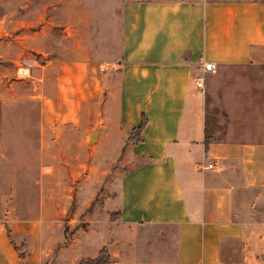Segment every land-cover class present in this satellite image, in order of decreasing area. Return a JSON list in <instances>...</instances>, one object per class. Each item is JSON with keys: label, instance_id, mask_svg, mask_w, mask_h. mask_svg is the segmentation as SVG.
I'll use <instances>...</instances> for the list:
<instances>
[{"label": "crops", "instance_id": "0c3cea01", "mask_svg": "<svg viewBox=\"0 0 264 264\" xmlns=\"http://www.w3.org/2000/svg\"><path fill=\"white\" fill-rule=\"evenodd\" d=\"M120 7L118 48L103 70L90 52L94 23L87 18L81 55L55 72L52 102H39L43 116L0 117L2 125H33L38 142L42 122L86 130L81 117L90 111L99 118L86 141L112 135L121 145L143 116L138 140L126 145L133 163L118 179L116 220L103 233L78 228L64 244L62 231L45 224L58 218L42 208L40 166L29 169L26 197L23 168L0 162L7 173L0 179V264H76L103 246L106 264H224L230 242L238 243L239 264H264V4L124 0ZM200 62L215 71L198 89L192 76Z\"/></svg>", "mask_w": 264, "mask_h": 264}, {"label": "rangeland", "instance_id": "374dc122", "mask_svg": "<svg viewBox=\"0 0 264 264\" xmlns=\"http://www.w3.org/2000/svg\"><path fill=\"white\" fill-rule=\"evenodd\" d=\"M258 1L264 4V0ZM122 2L124 0H0V117L21 121L26 117L43 116L39 102L44 100L43 96L51 97L48 104L52 102L55 72L72 57L81 55L86 30L81 21L87 18L94 23L87 31L92 46L90 52L93 57L98 55L99 68L103 70L104 63L114 58L118 48ZM109 75L113 77L114 71ZM109 78L105 76V87ZM106 94L102 91L100 97L104 100ZM95 102L89 105L97 106ZM46 113L52 118V110ZM90 113L83 117L80 114L81 118L89 120L86 130L73 124L56 126L42 122L38 142L36 134L34 141L30 136L33 125L0 123V128L3 126L7 133L0 140V162L23 168L18 175L24 181L22 192L26 197L32 194V189L26 188V183L33 179L29 169L33 164L40 166L41 195L48 199L42 208L58 218L45 224L52 230L53 223L62 231L64 244L78 228L97 234L112 225L116 220L114 200L119 176L133 163L125 153V141L120 145L112 135L86 141L85 136L99 118ZM0 174L2 179L7 173ZM237 249L238 243L230 242L223 252L224 264H239Z\"/></svg>", "mask_w": 264, "mask_h": 264}, {"label": "trees", "instance_id": "16d2710c", "mask_svg": "<svg viewBox=\"0 0 264 264\" xmlns=\"http://www.w3.org/2000/svg\"><path fill=\"white\" fill-rule=\"evenodd\" d=\"M145 125V118L141 116L140 123L131 128L126 138L125 142L128 143L130 141L138 140V136L140 131L143 129ZM210 139V136L207 132L204 134V144H207ZM8 232V231H7ZM110 261L107 248L105 246L101 247L96 256L93 258H83L80 259L76 264H106Z\"/></svg>", "mask_w": 264, "mask_h": 264}, {"label": "built area", "instance_id": "2783aa9c", "mask_svg": "<svg viewBox=\"0 0 264 264\" xmlns=\"http://www.w3.org/2000/svg\"><path fill=\"white\" fill-rule=\"evenodd\" d=\"M214 71H215V66L213 63L200 62V67L197 68V71L192 76L195 87L198 89L202 88L204 74L206 72H214ZM210 166H211L210 164L207 165V167Z\"/></svg>", "mask_w": 264, "mask_h": 264}, {"label": "water", "instance_id": "95a60500", "mask_svg": "<svg viewBox=\"0 0 264 264\" xmlns=\"http://www.w3.org/2000/svg\"><path fill=\"white\" fill-rule=\"evenodd\" d=\"M93 134L89 137L88 142L92 141Z\"/></svg>", "mask_w": 264, "mask_h": 264}]
</instances>
